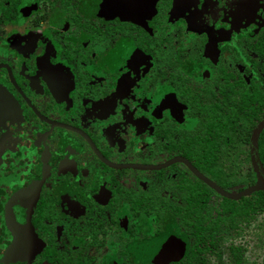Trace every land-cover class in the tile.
<instances>
[{
  "label": "flooded vegetation",
  "instance_id": "flooded-vegetation-1",
  "mask_svg": "<svg viewBox=\"0 0 264 264\" xmlns=\"http://www.w3.org/2000/svg\"><path fill=\"white\" fill-rule=\"evenodd\" d=\"M263 45L264 0H0V264L241 255L252 215L220 204L253 193L198 175L255 183Z\"/></svg>",
  "mask_w": 264,
  "mask_h": 264
},
{
  "label": "trees",
  "instance_id": "trees-1",
  "mask_svg": "<svg viewBox=\"0 0 264 264\" xmlns=\"http://www.w3.org/2000/svg\"><path fill=\"white\" fill-rule=\"evenodd\" d=\"M263 54H264V45H263ZM261 50V48H260ZM252 89L254 90L252 92V103L251 104V115L249 118V123L253 125L254 119H257L258 116H255L256 112H259L262 106V99L264 100V82L260 85L258 82H255L254 80L252 81ZM254 103L257 104V106L254 105ZM243 110L244 116H245V111ZM263 109H264V104H263ZM259 115V114H258ZM258 154L260 159L262 160L263 167H264V130H263V144L261 142V138L258 140ZM197 192L202 195H206L209 190L203 186L202 190L198 189ZM221 208L225 211H230L234 209V212L236 214V218L238 217H244L246 214V211H249V213L252 215V218L255 217L256 214L260 213L264 209V192H256L253 193L250 198L240 200L238 202L236 201H229V200H224L221 204ZM202 246V252L203 256L205 257L206 253H213L216 255V257L219 258V249L218 245H201ZM198 245H193L191 249L189 250V253L187 255L186 261L181 264H206L205 259L202 257V259L198 258ZM227 264H240V254L237 251V249H234L233 247H228L227 248ZM60 256V255H58ZM58 258V257H57ZM59 262L61 258H58ZM63 264V263H60Z\"/></svg>",
  "mask_w": 264,
  "mask_h": 264
},
{
  "label": "rangeland",
  "instance_id": "rangeland-1",
  "mask_svg": "<svg viewBox=\"0 0 264 264\" xmlns=\"http://www.w3.org/2000/svg\"><path fill=\"white\" fill-rule=\"evenodd\" d=\"M257 76L264 79V75L262 72L260 74H257ZM238 170L240 174H237V176L238 178L242 179V169L239 167ZM241 236L242 237L240 241L246 242L247 245H235L242 250L240 256V264H264V209L260 213L256 214V216L251 220L248 226L242 228ZM177 241L178 243L180 242L179 239ZM106 246L101 247L95 252L96 257L100 261H103V259H106L107 257H111L110 255H112L114 250L116 251L121 247L124 248L125 245H114V247H111V245ZM168 246L169 245H167V247ZM177 246L181 247V245ZM226 247L227 245H219V251L222 250L219 258H215L211 255L206 256L207 264H227L226 262L228 253L226 251ZM182 251L178 252V254L175 255L176 260H179L182 257ZM129 256V254H126V257Z\"/></svg>",
  "mask_w": 264,
  "mask_h": 264
},
{
  "label": "water",
  "instance_id": "water-1",
  "mask_svg": "<svg viewBox=\"0 0 264 264\" xmlns=\"http://www.w3.org/2000/svg\"><path fill=\"white\" fill-rule=\"evenodd\" d=\"M110 2L115 1V0H109ZM107 3H109L107 1ZM110 5H112L110 3ZM264 129V115L263 117L255 123V125L252 127L250 136H249V142H248V147H249V159L252 167V171L255 175V183L247 188L245 191L242 193L232 195V194H227L221 191L218 187L210 183L208 180L202 178L201 176L198 175V177L203 180L210 188L215 190L217 193L221 194L222 196L231 199V200H237L241 196H246L254 192L262 191L264 192V169L261 166V163L259 161L258 157V147H257V140L259 137L260 132ZM167 246L162 249V253L164 254L165 257L168 255L167 251Z\"/></svg>",
  "mask_w": 264,
  "mask_h": 264
}]
</instances>
